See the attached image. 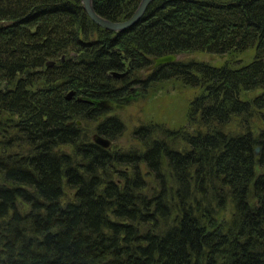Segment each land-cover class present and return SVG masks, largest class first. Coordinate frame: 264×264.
<instances>
[{"label":"trees","instance_id":"16d2710c","mask_svg":"<svg viewBox=\"0 0 264 264\" xmlns=\"http://www.w3.org/2000/svg\"><path fill=\"white\" fill-rule=\"evenodd\" d=\"M92 1L119 22L141 0ZM193 52L236 63L147 71ZM172 79L197 93L190 130L142 126L116 154L77 125L116 138L105 103ZM0 85V264H264V0H153L121 32L80 0H0ZM142 166L158 194L143 193Z\"/></svg>","mask_w":264,"mask_h":264},{"label":"rangeland","instance_id":"374dc122","mask_svg":"<svg viewBox=\"0 0 264 264\" xmlns=\"http://www.w3.org/2000/svg\"><path fill=\"white\" fill-rule=\"evenodd\" d=\"M252 57L253 53L249 51L237 57L236 60H241L242 62L247 63L252 59ZM191 60L208 63L213 66H220L223 63L228 62V60L232 65L235 57L231 59L228 56H220L207 52H193L177 55V62H187ZM235 63L236 62H234V64ZM152 66L153 64L150 67ZM149 70L151 71L152 69H148V71ZM143 74H145V72ZM42 86L43 83L37 85V87ZM5 89L6 87L0 85V90L4 91ZM130 92V94L120 100L114 101L113 103H105V106L109 108L107 116L118 117L123 124L124 130L116 136V138L111 139L100 135L96 131L97 122L95 121H86L82 118L76 119L80 122V124L77 125L80 127L81 131H83V134L89 142H93L94 136L99 135L109 141V146L104 149H108L111 153L127 154L134 151V149L139 146L138 142L132 137L133 131L139 127L152 124L164 126L169 129H191L192 126L188 123L187 113L192 99L197 94L194 89L183 85L179 80L172 79L162 83H157L148 89H142L135 86ZM255 94L249 93L246 97L249 96V98H251ZM262 117L264 118V110ZM0 122L5 123L6 116L0 117ZM255 122L257 124V129H261L263 127V125L259 122L258 117H255ZM230 125L231 129H236L233 122ZM62 150L71 154L73 152L68 146H64ZM2 154L3 148L1 147L0 155ZM122 168L123 167L118 168V171ZM141 177L147 184V188L143 191V193L147 196H150L154 190H160L158 186H155V181L146 176L144 166L141 168ZM68 194L69 196L71 195L70 193ZM155 194H158V192H154L152 195ZM202 207L204 208V205H202ZM221 215L228 217L229 210L222 212ZM173 225H175V223H173Z\"/></svg>","mask_w":264,"mask_h":264},{"label":"water","instance_id":"95a60500","mask_svg":"<svg viewBox=\"0 0 264 264\" xmlns=\"http://www.w3.org/2000/svg\"><path fill=\"white\" fill-rule=\"evenodd\" d=\"M152 1L153 0H141L139 2L135 12L131 15V17L128 18L127 20L119 21V22H113V21L107 20V19L99 16L93 8L92 0H81V3L83 5L85 12L89 16V18L97 26L105 28V29L110 30V31H114V32L120 31L121 32V31H124V30L130 28L134 24H136L141 19V17L143 16L147 6ZM175 57H176L175 55H167V56L155 58L153 67L158 66V65H162V64H166V63L174 62L177 58V57L176 58ZM125 75H126V73H121V74L117 73V72L112 73V76L117 77V78L124 77ZM72 94H73V92H70L69 94H67L66 98L69 99L72 96ZM78 124H79V122H78ZM94 142L103 148H107L109 146V141L105 138H102L99 135L94 136Z\"/></svg>","mask_w":264,"mask_h":264},{"label":"bare ground","instance_id":"6f19581e","mask_svg":"<svg viewBox=\"0 0 264 264\" xmlns=\"http://www.w3.org/2000/svg\"><path fill=\"white\" fill-rule=\"evenodd\" d=\"M183 54H185V53H183ZM211 54V53H210ZM170 55H175L176 57H177V55L176 54H170ZM179 55V54H178ZM216 55H220V56H225V54H216ZM164 56H167V55H164ZM160 57H163V56H160ZM175 57V58H176ZM188 62V61H187ZM49 65V63H47L46 64V66H48ZM214 66H217V65H214ZM233 124L236 126V129H233V130H239V128H237V120H235L234 122H233ZM230 128H231V126H230ZM259 152H260V149H259V147L258 146H256L255 147V149H254V153H255V155H258L259 154ZM260 173V170L258 169V171H257V174H259Z\"/></svg>","mask_w":264,"mask_h":264}]
</instances>
